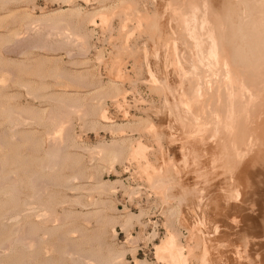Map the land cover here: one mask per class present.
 <instances>
[{"label":"rangeland","instance_id":"obj_1","mask_svg":"<svg viewBox=\"0 0 264 264\" xmlns=\"http://www.w3.org/2000/svg\"><path fill=\"white\" fill-rule=\"evenodd\" d=\"M68 1L0 0V264H264V0Z\"/></svg>","mask_w":264,"mask_h":264},{"label":"bare ground","instance_id":"obj_2","mask_svg":"<svg viewBox=\"0 0 264 264\" xmlns=\"http://www.w3.org/2000/svg\"><path fill=\"white\" fill-rule=\"evenodd\" d=\"M67 1H68V0H67ZM69 1H70V0H69ZM69 1H68V2H69ZM180 2H181V1H180ZM259 2H261V1H259ZM246 3H247V2H246ZM207 4H208V3H207ZM185 5H186V4H185ZM198 5H199V4H198ZM246 5H247V4H246ZM186 6H187V5H186ZM204 6H205V5H204ZM66 7H67V5H66ZM103 8H104V7H100V8L95 9V10L93 11L92 15H96V14L98 15V14H99L100 16H102ZM168 8H169V6H168ZM170 8H171V7H170ZM207 8H208V7H207ZM260 8H261V7H260ZM180 9H181V8H180ZM188 9H189V8H188ZM197 9H198V8H197ZM204 10H205V9H204ZM246 10H247V9H246ZM72 11H78V8H77V9H73V7L68 6V8H66V9H65V8L60 9L59 13L72 12ZM201 11H202V10H201ZM174 12H175V11H174ZM185 12H186V11H185ZM190 12H191V11H190ZM190 12H189V13H190ZM207 12H208V11H207ZM209 13H210V12H209ZM198 14H199V13H198ZM182 15H183V14H182ZM187 15H189V14H187ZM193 15H194V14H193ZM189 16H190V15H189ZM191 16H192V15H191ZM208 16H209V15H208ZM192 17H193V16H192ZM194 17H195V16H194ZM241 17H242V16H241ZM71 18H72V17H71ZM173 18H174V17H173ZM185 18H187V17H185ZM197 18H198V16H197ZM46 19H47V18H46ZM182 19H183V17H182ZM182 19H181V20H182ZM191 19H192V18H191ZM193 19H194V18H193ZM241 19H243V18H241ZM246 19H247V18H246ZM184 20H185V19H184ZM172 21H173V20H172ZM182 21H183V20H182ZM225 21H226V20H225ZM225 21H224V22H225ZM185 22H186V21H185ZM185 22H184V23H185ZM187 22H188V20H187ZM190 22H191V21H190ZM202 22H203V21H202ZM219 22H221V21L219 20ZM191 23H192V22H191ZM194 23H195V22H194ZM226 23H227V22H226ZM259 23H260V22H259ZM181 24H182V23H181ZM186 24H188V23H186ZM186 24H185L184 26H186ZM219 24H220V23H219ZM224 24H225V23H224ZM224 24H223V25H224ZM245 24H246V23H245ZM245 24H244V25H245ZM253 24H254V22H253ZM256 24H257V23H256ZM190 25H193V24H190ZM202 25H204V24H202ZM240 25H241V24H240ZM181 26H182V25H181ZM187 26H188V25H187ZM199 26H200V25H199ZM260 26H261V25H260ZM189 27L192 28V26H189ZM193 27H194V25H193ZM219 27H220V26H219ZM258 27H259V26H258ZM197 28H198V27H197ZM215 28H216V27H215ZM245 28H246V27H245ZM248 28H249V27H248ZM178 29H179V28H178ZM188 29H189V28H188ZM202 29H203V28H202ZM256 29H257V28H256ZM258 29H259V28H258ZM261 29H262V28H261ZM263 29H264V28H263ZM186 30H187V29H186ZM203 30H204V29H203ZM210 30H211V29H210ZM249 30H250V29H249ZM190 31H191V30H189V32H190ZM193 31H194V30H193ZM244 31H245V30H244ZM257 31H258V30H257ZM198 32H199V31H198ZM203 32H205V31H203ZM248 32H249V31H248ZM261 32H262V31H261ZM72 33H73V32H72ZM74 33H75V32H74ZM219 33H220V32H219ZM240 33H241V32H240ZM184 34H185V33H184ZM187 34H188V33H187ZM197 34H198V33H197ZM228 34H229V33H228ZM247 34H248V33H247ZM261 34H262V33H261ZM192 35H193V34H192ZM204 35H205V34H204ZM184 36H185V35H184ZM198 36H199V35H198ZM208 36H209V35H208ZM229 36H230V35H229ZM248 36H249V35H248ZM248 36H247V37H248ZM252 36H253V35H252ZM245 37H246V35H245ZM83 38H84V36H83ZM83 38H82V39H83ZM193 38H194V37H193ZM261 38H262V36H261ZM220 39H221V38H220ZM220 39H218V41H220ZM244 39H245V38H244ZM249 39H250V38H249ZM249 39H248V40H249ZM263 39H264V38H263ZM196 40H197V39H196ZM196 40H195V41H196ZM216 40H217V39H216ZM259 40H260V39H259ZM246 41H247V40H246ZM172 42H173V41H172ZM209 42H210V40H209ZM221 42H223V41L221 40ZM254 42H255V41H254ZM261 42H262V41H261ZM261 42H260V43H261ZM85 43H86V42H85ZM212 43H213V42H212ZM227 43H228V42H227ZM251 43H253V41H252ZM186 44H187V43H186ZM194 45H195V44H194ZM208 45H209V44H208ZM245 45H246V44H245ZM212 46H213V45H212ZM220 46H222V45L220 44ZM203 47H204V46H203ZM258 47H259V46H258ZM260 47H261V46H260ZM260 47H259V48H260ZM262 47H263V46H262ZM207 48H208V47H207ZM213 48H214V47H213ZM256 48H257V47H256ZM215 49H216V48H215ZM261 49H263V48H261ZM194 50H195V49H194ZM219 50H220V49H219ZM219 50H218V52H221V51H222V50H220V51H219ZM225 50H226V49H225ZM165 51H166V50H165ZM257 51H258V50H257ZM181 52H182V51H181ZM207 52H208V51H207ZM223 52H224V51H223ZM260 52H261V51H260ZM165 53H166V52H165ZM234 53H235V52H234ZM170 54H171V53H170ZM200 54H201V53H200ZM213 54H214V53H213ZM215 54H217V53H215ZM220 54H221V53H220ZM225 54H226V53H225ZM256 54H258V53L256 52ZM214 56H215V55H214ZM220 56H221V55H220ZM261 56H262V55H261ZM263 56H264V55H263ZM176 57H177V56H176ZM198 57H199V56H198ZM205 57H206V56H205ZM215 57H216V56H215ZM224 57H226V59H227V56H226V55H225ZM224 57H223V58H224ZM238 57H239V56H238ZM250 58H251V57H250ZM258 58H259V57H258ZM202 59H203V58H202ZM224 59H225V58H224ZM242 59H243V58H242ZM259 59H261V58H259ZM213 60H214V59H213ZM240 60H241V59H240ZM173 61H174V60H173ZM223 61H224V60H223ZM228 61H229V60H228ZM261 61H262V60H261ZM263 61H264V60H263ZM208 62H209V61H208ZM213 62H214V61H213ZM218 62H219V61H218ZM220 62H221V61H220ZM256 62H258V61H256ZM177 63H178V62H177ZM224 63H225V62H224ZM211 64H212V63H211ZM211 64H210V65H211ZM226 64H227V63H226ZM254 64H255V62H254ZM257 64H258V63H257ZM227 66H228V65H227ZM229 66H230V65H229ZM249 66H250V65H249ZM254 66H255V65H254ZM260 66H261V65H260ZM210 67H211V66H210ZM257 67H258V66H257ZM180 68H181V67H180ZM205 68H206V67H205ZM223 68H224V67H223ZM227 68H228V67H227ZM227 68H226V69H227ZM255 68H256V67H255ZM1 69H2V68H1ZM217 69H219V67H218ZM226 69H225V70H226ZM243 69H244V68H243ZM187 70H188V69H187ZM230 70H231V69H230ZM181 71H182V70H181ZM206 71H207V70H206ZM215 71H216V70H215ZM232 71H233V70H232ZM232 71H231V72H232ZM249 71H250V70H249ZM182 72H183V71H182ZM197 72H198V71H197ZM228 72H229V71H228ZM228 72H227V73H228ZM235 72H236V71H235ZM251 72H252V71H251ZM201 73H202V72H201ZM222 73H223V72H222ZM227 73H226V75H227ZM232 73H234V72H232ZM238 73H239V72H238ZM248 73H249V72H248ZM242 74H243V73H242ZM186 75H187V74H186ZM228 75H229V73H228ZM239 75L241 76V74H239ZM150 76H151V75H150ZM188 76H189V75H188ZM219 76H220V75H219ZM233 76H234V74H233ZM225 77H226V76H225ZM215 78H216V77H215ZM227 78H228V77H227ZM234 78H235V77H234ZM238 78H239V77H238ZM252 78H253V77H252ZM252 78H251V80H252ZM254 78H255V77H254ZM258 78H259V77H258ZM239 79L241 80V78H239ZM249 79H250V78H249ZM255 79H256V78H255ZM153 80H154V79H153ZM155 80H156V79H155ZM229 80H230V79H228V81H229ZM236 80H237V79H236ZM257 80H258V79H257ZM242 81H243V80H242ZM263 81H264V80H263ZM248 82H249V81H248ZM252 82H253V81H252ZM255 82H256V81H255ZM188 84H189V83H188ZM202 84H203V83H202ZM243 84H245V83L243 82ZM247 84H248V83H247ZM252 84H253V83H252ZM181 85H182V84H181ZM240 85H241V83H240ZM116 86H117V85H114V87H116ZM225 86H226V85H225ZM228 86H229V85H228ZM231 86H233V85H231ZM234 86H235V84H234ZM247 86H248V85H247ZM250 86H251V82H250ZM258 86H259V85H258ZM199 87H200V86H199ZM235 87H236V86H235ZM248 87H249V86H248ZM261 87H262V86H261ZM261 87H260V88H261ZM196 88H197V87H196ZM238 88H240V87L238 86ZM252 88H254V87H252ZM256 88H257V87H256ZM260 88H259V89H260ZM190 89H191V88H190ZM254 89H255V88H254ZM262 89H264V88H262ZM224 90H225V89H224ZM238 90H239V89H238ZM251 90H252V89H251ZM257 90H258V89H257ZM260 90H261V89H260ZM197 91H198V90H197ZM219 91H220V90H219ZM225 91H226V93H227V90H225ZM236 92H237V91H236ZM238 92H239V91H238ZM244 92H245V91H244ZM255 92H256V91H255ZM255 92H254V93H255ZM194 93H195V92H194ZM226 93H225V95H224L225 97H226V95H227ZM246 93H247V92H246ZM249 93H250V92H249ZM260 93H261V92H260ZM197 94H198V93H197ZM199 94H200V93H199ZM244 94H245V93H244ZM250 94H252V93H250ZM255 94H256V93H255ZM255 94H254V95H255ZM195 95H196V94H195ZM245 95H246V94H245ZM260 95H261V94H260ZM260 95H258V96H260ZM193 96H194V95H193ZM196 96H197V95H196ZM203 96H204V95H203ZM255 96L258 97L257 95H255ZM263 96H264V95H263ZM263 96H262V97H263ZM246 97H247V96H246ZM196 98H197V97H196ZM237 98H238V97H237ZM237 98H235V101H238V102H239V99L237 100ZM219 99H220V98H219ZM241 99H242V98H241ZM245 99H246V98H245ZM248 99H249V98H248ZM248 99L246 100V102L248 101ZM259 99H260V98H259ZM261 99H262V98H261ZM179 100H180V99H179ZM224 100H226V99H224ZM251 100H252V99H251ZM257 100H258V99H257ZM262 100H263V99H262ZM207 101H208V100H207ZM232 101H233V100H232ZM259 101H260V100H259ZM177 102H178V101H177ZM195 102H196V101H195ZM238 102H235V104L237 105ZM243 102H245V101L243 100ZM243 102H242V103H243ZM197 103H198V102H197ZM205 103H206V102H205ZM224 103H225V102H224ZM226 103H228V102H226ZM229 103H230V102H229ZM249 103H250V102H249ZM232 104H233V103H232ZM235 104H234V105H235ZM258 104H260V103H258ZM225 105H226V104H225ZM225 105H224V108H225ZM245 105H246V104H245ZM252 106H253V104H252ZM254 106H255V105H254ZM259 106H261V105H259ZM68 107H69V106H68ZM226 107H227V106H226ZM232 107H233V105L231 106V109H234V108H232ZM235 107L238 108V106H235ZM237 108H236V109H237ZM248 108H249V106H248ZM257 108H258V107H257ZM1 109H2V108H1ZM218 109H219V108H218ZM225 109H226V108H225ZM227 109H228V108H227ZM227 109H226V110H227ZM236 109H235V110H236ZM259 109H260V108H259ZM263 109H264V108H263ZM240 110H241V109H239V111H240ZM242 110H243V109H242ZM245 110H246V109H245ZM248 110H250V109H247V111H245V113H247ZM9 111H11V110L9 109L8 112H9ZM206 111H208V110H206ZM212 111H213V110H212ZM219 111H220V110H219ZM228 111H229V110H228ZM188 112H189V111H188ZM220 112H221V111H220ZM225 112H226V111H225ZM3 113H4V111H3ZM16 113H18V112H16ZM192 113H193V112H192ZM208 113H209V112H208ZM213 113H214V112H213ZM227 113H228V112H227ZM239 113H240V112H239ZM239 113H238V115H239ZM10 114H11V113H10ZM19 114H20V113H19ZM223 114H224V113H223ZM223 114H221V115H223ZM242 114H243V113H242ZM182 115H183V114H182ZM186 115H187V114H186ZM192 115H193V114H192ZM215 115H216V113H215ZM13 116H14V115H13ZM189 116H190V115H189ZM208 116H209V115H208ZM229 116H230V114H229ZM6 117H7V116H6ZM9 117H10V115H9ZM17 117H18V116H16V118H14V119H17ZM212 117H214V115H213ZM231 117H232V116H231ZM240 117H241V116H240ZM7 118H8V117H7ZM20 118H21V117H20ZM23 118H24V116H23ZM183 118H184V117H183ZM233 118H234V117H233ZM12 119H13V117H12ZM14 119H13V120H14ZM26 119H27V118H26ZM59 119H60V118H59ZM189 119H190V118H189ZM215 119H216V118H215ZM222 119H224V118H222ZM225 119H226V117H225ZM230 119H231V118H230ZM240 119H241V118H240ZM240 119H239V120H240ZM7 120H8V119H7ZM10 120H11V119H10ZM191 120H192V119H191ZM193 120H194V119H193ZM8 121H9V120H8ZM24 121H25V120H24ZM24 121H23V123H24ZM201 121H202V120H201ZM215 121H216V120H215ZM15 122H16V121H15ZM59 122H60V121H59ZM181 122H182V121H181ZM187 122H188V121H187ZM196 122H197V121H196ZM213 122H214V121H213ZM230 122H231V121H230ZM10 123H12V122L10 121ZM190 123H191V122H190ZM194 123H195V122H194ZM224 123H225V122H224ZM18 124H19V123H18ZM113 124H114V123H113ZM214 124H215V123H214ZM214 124H213V125H214ZM220 124H221V123H220ZM238 124H239V123H238ZM13 125H14V124H13ZM137 125H138V124H137ZM143 125H144V124H143ZM146 125H147V123H146ZM216 125H217V124H215V126H214V129H215V130H216ZM225 125H226V124H225ZM241 125H242V123H241ZM58 126H59V125H58ZM192 126H193V125H192ZM198 126H199V125H198ZM218 126H219V125H218ZM220 126H221V125H220ZM222 126H223V125H222ZM14 127H15V126H14ZM14 127H13V128H14ZM17 127H18V126H17ZM19 127H20V126H19ZM203 127H204V126H203ZM212 127H213V126H212ZM54 128H55V127H54ZM192 128H193V127H192ZM194 128H195V127H194ZM197 128H198V127H197ZM218 128H219V127H217V130H218ZM224 128H225V127H224ZM237 128H238V127H237ZM242 128H244V127H242ZM247 128H248V127H247ZM220 129H221V128H220ZM240 129H241V128H240ZM13 130H14V129H13ZM223 130H224V129H223ZM9 131H10V130H9ZM120 131H121V130H120ZM204 131H206V130H204ZM245 131H246V128H245ZM245 131H244V132H245ZM11 132H13V131H11ZM220 132H221V131H220ZM225 132H226V130H225ZM225 132H224V133H225ZM238 132H239V131H238ZM238 132H237V133H238ZM214 133H215V132H214ZM216 133H217V132H216ZM216 133H215V135H216ZM224 133H222V135H224ZM241 133H242V132H241ZM217 134H219V133H217ZM3 135H4V134H3ZM228 135H229V134H228ZM11 136L14 137V135H11ZM224 136H226V133H225ZM227 137H228V136H226V138H227ZM132 138H133V137H132ZM223 138H224V137H223ZM55 139H56V138H55ZM11 140H12V139H11ZM128 140H129V139H128ZM0 141H1V140H0ZM129 141H130V140H129ZM226 141H227V140H226ZM53 142H54V141H53ZM227 142H228V141H227ZM1 143H2V142H1ZM1 143H0V144H1ZM57 143H58V142H57ZM62 143H63V142H62ZM71 143H72V142H71ZM133 143H134V142H133ZM197 143H198V142H197ZM225 143H226V142L223 143V146H224ZM58 144H60V143H58ZM63 144H64V143H63ZM228 145H229V143H228ZM52 146H54V145H52ZM62 146H63V145H62ZM62 146H61V147H62ZM130 146H131V145H130ZM229 146H230V145H229ZM44 147H45V146H44ZM56 147H57V146H55V148H56ZM224 147H227V146H224ZM58 148H59V147H58ZM52 149H53V148H52ZM52 149L49 151V152H51V154L54 153V152L52 153ZM132 149H133V148H132ZM222 149H223V148H222ZM230 149H231V148H230ZM230 149H227V150H229V152H230ZM53 150H55V149H53ZM56 150H57V148H56ZM224 150H225V149H224ZM44 151H45V150H44ZM58 151L60 152V150H58ZM61 151H62V150H61ZM114 151H115V150H114ZM246 151H247V150H246ZM49 152H48V153H49ZM110 152H111V151H110ZM137 153H138V152H137ZM227 153H228V152H227ZM230 153H231V152H230ZM49 154H50V153H49ZM51 154H50V155H51ZM111 154H113V153H111ZM114 154H115V153H114ZM46 155H47V154H46ZM57 155H58V154H56V156H57ZM230 155H231V154H230ZM53 156H54V155H53ZM228 156H229V155H228ZM46 157L48 158V156H46ZM54 157H55V156H54ZM230 157H231V156H229V158H230ZM49 158L52 159V156L49 157ZM55 158H56V157H55ZM55 158H53V159H55ZM57 158H58V157H57ZM57 158H56V159H57ZM119 158H120V157H119ZM5 159H6V158H5ZM51 159H48V160H51ZM48 160H47V161H48ZM47 161H46V162H47ZM53 161H54V160H53ZM58 161H59V160H58ZM110 161H111V160H110ZM54 162H55V161H54ZM228 162H229V161H228ZM262 162H263V161H262ZM42 163H43V162H42ZM44 163H45V161H44ZM47 163H48V162H47ZM49 163H50V161H49ZM55 163H57V162H55ZM55 163H54V164H55ZM45 164H46V163H45ZM57 164H58V163H57ZM48 165H50V164H48ZM43 166H44V165H43ZM43 166H42V167H43ZM50 166H51V165H50ZM40 167H41V166H40ZM40 167H39V168H40ZM44 167H45V166H44ZM49 168H50V167H49ZM66 168H68V166H66ZM52 169H53V168H52ZM52 169H51V170H52ZM40 170H41V169H40ZM42 170H43V169H42ZM53 170H54V169H53ZM48 171H49V169H48ZM27 172H28V171H27ZM19 173H20V172H19ZM34 174H35V173H34ZM164 175H165V174H164ZM76 176H77V175H76ZM10 177H11V176H10ZM5 178H6V177H5ZM35 178H36V177H35ZM69 178H70V177H69ZM71 178H72V177H71ZM75 178H76V177H75ZM7 179H8V178H7ZM31 179H33V178H31ZM76 179H77V178H76ZM158 179H160V178H158ZM161 179H162V178H161ZM8 180H10V179H8ZM8 180H6V181H8ZM65 180H66V179H65ZM68 180H69V179L67 178V181H68ZM78 180H79V179H78ZM167 180H168V179H167ZM1 181H3L2 178H1ZM1 181H0V187H3V184H4V186H5V185L7 186V184L4 183V182H5V179H4V182H1ZM14 181H15V180H14ZM28 181H29V180H28ZM28 181H27V182H28ZM32 181L35 182L36 180L34 179V180H32ZM42 181H44V180H42ZM70 181H71V180H70ZM155 181H156V180H155ZM161 181H163V179H162ZM11 182H12V181H11ZM157 182H158V181H157ZM166 182H167V181H166ZM169 182H170V181H169ZM2 183H3V184H2ZM28 183H29V182H28ZM32 183H33V182H32ZM32 183H31V181H30V184H32ZM37 183H38V182L36 181V183H35L36 186H38ZM45 183H46V182H45ZM65 183H66V181H65ZM70 183H71V182H70ZM154 183H155V182H154ZM15 184H16V183H15ZM38 184H40V182H39ZM46 184H47V183H46ZM48 184H49V183H48ZM161 184H162V182H161ZM161 184H159V186H160ZM28 185H29V184H28ZM49 185H50V184H49ZM97 185H98V184H97ZM157 185H158V184H157ZM8 186H9V185H8ZM32 186H33L32 191L34 190V192H32L33 195H29V196H31V197H30V199H27V200L25 201L26 203H25L24 205H27V206H28L29 203L32 202V204H33V202H35V201L37 202V201H39V199L42 198V196H41V198H40V196H39V193H40L39 190H40V189H39V190H38V189H35V188H34V186H35L34 184H32V185L30 186V188H31ZM36 186H35V187H36ZM39 186H40V185H39ZM39 186H38V187H39ZM63 186L65 187V185H63ZM67 186H68V185H67ZM70 186H71V185H70ZM162 186H163V185H162ZM162 186H161V187H162ZM165 186H166V185H165ZM11 187H12V186H11ZM3 188H4V187H3ZM3 188H0V192H1V190H2ZM5 188H6V187H5ZM5 188H4V189H5ZM159 188H160V187H159ZM12 190H13V189H12ZM70 190H71V189H70ZM81 191H82V190H81ZM167 191H168V190H167ZM236 192H237V190H236ZM8 193H9V192H8ZM13 193L15 194L14 191H13ZM17 193H18V192H17ZM17 193H16V194H17ZM10 194H11V196L14 195V194H12V192H10ZM10 194H9V195H10ZM16 194H15V195H16ZM49 194H51V193H49ZM53 194H54V193H53ZM236 194H237V193H236ZM236 194H235V195H236ZM5 195H7V194H5ZM19 195H20V194H19ZM46 196H47V195H46ZM48 196H49V195H48ZM65 196H66V195H65ZM237 196H238V195H237ZM14 197H15V196H14ZM14 197L12 196V198H14ZM50 197H51V196H50ZM52 197H53V196H52ZM4 198H5V197H4ZM236 198H238V197H236ZM16 199H17V198H16ZM74 199H75V198H74ZM16 201H17V200H16ZM40 201H41V200H40ZM42 201H43V200H42ZM68 201H69V200H68ZM36 202H35V204H38V203H36ZM52 202H53V201H52ZM76 202H77V201H76ZM78 202H79V201H78ZM78 202H77V203H78ZM23 203H24V202H23ZM23 203H22V204H23ZM77 203H76V204H77ZM40 204H41V203H39V205H40ZM47 204H48V203H47ZM45 205H46V203H45ZM45 205H44V206H45ZM61 205H62V204H61ZM41 206H42V205H41ZM41 206H40V207H41ZM7 207H8V205H7ZM23 207H25V206H23ZM28 207H29V206H28ZM43 209H44V208H43ZM34 210H35V209H34ZM29 211H30V209H29ZM31 211H33V210H31ZM46 211H47V210H46ZM48 212H49V211H48ZM28 213H29V212H28ZM35 213H36V212H35ZM22 214H24V213H22ZM30 214H31V213H30ZM33 214H34V212H33ZM51 214H52V213H51ZM91 214H92V213H91ZM42 215H45V213H43ZM49 215H50V214H49ZM4 216H6V215L4 214ZM18 216H19V215H18ZM28 216H29V214H28ZM37 216H38V215H37ZM39 216H40V215H39ZM39 216H38V217H39ZM47 216H48V214H47ZM58 216H59V215H58ZM126 216H127V215H126ZM44 217L47 218L46 215H45ZM59 217H61V216H59ZM127 217H128V216H127ZM14 218H15V217H14ZM36 218H37V217H36ZM41 218H42V217H41ZM48 218H49L50 220L52 219V217L50 218L49 216H48ZM48 218H47L46 220H48ZM71 218H72V217H71ZM128 218H129V217H128ZM128 218H126V221H127ZM60 219H61V218H60ZM73 219H74V218H73ZM124 219H125V218H124ZM129 219H131V217H130ZM38 220H39V219H38ZM52 220H53V219H52ZM57 221H58V217H57ZM84 221H85V220H84ZM126 221H125V223H126ZM15 222H16V221H15ZM39 222H40V221H39ZM43 222H44V221H43ZM46 222H47V221H46ZM105 222H106V221H105ZM128 222H129V221H128ZM18 223H19V222H18ZM18 223H17V225H18ZM40 223H41V222H40ZM49 224H50V222H49ZM126 224H127V223H126ZM17 225H16V226H17ZM44 225H46V224H44ZM124 225H125V224H124ZM2 226H3V225H2ZM58 226H60V225H58ZM5 227H6V226H5ZM17 227H18V226H17ZM69 227H70V226H69ZM69 227H68V228H69ZM24 228H25V227H24ZM26 228H27V227H26ZM75 228L78 229L79 227H75ZM13 229H14V228H12V230H13ZM37 229H38V228H37ZM37 229L32 228V230L30 231L31 234H32V236H31V237H32V239H31L32 241H30L29 243L26 242L27 245H28V244L30 245V243H33V244H36V245H37L39 242L42 243V244H43V243L45 244L44 241L41 242L42 238H39V235H38V233L36 232ZM54 229H55V228H54ZM12 230H11V231H12ZM25 230H26V229H25ZM27 230H30V228L27 229ZM47 230H48V229H47ZM51 230H52V228H51ZM65 230H66V229H64V232L66 233ZM75 230H76V229H75ZM13 231H14V230H13ZM15 231H16V230H15ZM23 231H24V230H23ZM41 231H42V230H41ZM52 231H53V230H52ZM67 231H68V229H67ZM72 231H73V229L71 230V233H72ZM30 232H29V233H30ZM73 232H74V231H73ZM75 232H76V231H75ZM77 232H78V230H77ZM77 232H76V233H77ZM79 232H80V230H79ZM81 232H82V231H81ZM81 232H80V233H81ZM83 232H84V231H83ZM83 232H82V234H83ZM27 233H28V232H27ZM48 233H49V232H48ZM57 233H58V232H57ZM67 233H68V232H67ZM170 233H171V232H170ZM172 233H173V232H172ZM14 234H16V233H14ZM17 234H18V231H17ZM36 234H37V235H36ZM39 234H40V233H39ZM173 234H174V233H173ZM19 235H20V233H19ZM33 235H35V236H33ZM45 235H46V234H45ZM68 235H69V234H68ZM70 235H71V234H70ZM78 235H79V234H78ZM12 236H13V235H12ZM24 236H25V235H24ZM29 236H30V235H29ZM37 236H38V237H37ZM43 236H44V235H43ZM169 236H170V235H169ZM172 236H173V235H172ZM26 237H27V236H26ZM64 237H67V236H64ZM166 237H167V236H166ZM173 237H175V235H174ZM19 238H20V237H19ZM37 238H39V239H37ZM59 238H60V237H59ZM62 238H63V237H62ZM81 238H82V237H81ZM83 238H85V237H83ZM83 238H82V239H83ZM168 238H169V239H167V238L164 239V241H165V240H166V241H165L164 243L162 242V243H163L162 246L159 247V248H157L156 251H157V252L160 251V253H159L160 255H161V251H162V253L165 251V253H167V254H166V257L164 256V257H162V258H164V259L167 258V259H168V260H167L168 263H172V264H173V263H174V264H183V261H184L186 258L184 259L185 256L182 254V251H181L182 248L180 247V245H179V243H178L179 241L177 242V241H176L177 239L175 240L176 237H175V238H171V236H170V237H168ZM170 238H171V239H170ZM9 239H10V238H9ZM26 239H27V238H26ZM40 239H41V240H40ZM43 239H44V237H43ZM65 239H66V238H64L63 240H65ZM67 239L69 240V238H67ZM67 239H66V240H67ZM72 239H73V238H72ZM173 239H174V240H173ZM12 240H13V239H12ZM29 240H30V239H29ZM56 240H57V239H56ZM60 240H61V239H60ZM66 240H65V241H66ZM75 240H76V239H75ZM27 241H28V240H27ZM33 241H35V243H34ZM65 241H64V242H65ZM14 242H15V241H14ZM21 242H22V241H21ZM64 242H63V243H64ZM66 242H69V241H66ZM71 242L74 243L75 241H71ZM26 243H25V244H26ZM40 243H39V244H40ZM75 243H77V241H76ZM2 244H3V243H2ZM5 244H6V242H5ZM33 244H32V245H33ZM66 244H67V245H70V242H69V243H66ZM177 244H178V245H177ZM6 245H7V244H6ZM46 245H47V244H46ZM76 245H77V244H76ZM76 245L74 244V245H72V246H76ZM79 245H80V244H79ZM79 245H77V246H79ZM3 246H4V245H3ZM17 246H18V245H17ZM24 246H25V245H23V248H24ZM53 246H54V245H53ZM159 246H160V245H159ZM7 247H8V246H7ZM33 247H34V246H33ZM55 247H56V246H55ZM66 247H67V246H66ZM80 247H81V246H80ZM156 247H158V246H156ZM0 248H1V247H0ZM10 248H11V247H10ZM23 248H22V249H23ZM180 248H181V249H180ZM25 249H26V247H25ZM25 249H24V250H25ZM31 249H32V248H31ZM34 249H35V248H34ZM51 249H52V248H51ZM55 249H56V248H55ZM7 250H8V249H7ZM17 250H18V249H17ZM32 250H33V249H32ZM64 250H65V249H64ZM64 250H63V251H64ZM82 250H83V249H82ZM82 250H81V251H82ZM1 251H2V250H1ZM25 251H27V250H25ZM29 251H30V249H29ZM34 251H35V250H34ZM51 251H53V250H51ZM60 251H61V250H59V252H60ZM76 251H77V250H76ZM30 252H32V251H30ZM30 252H29V253H30ZM56 252H57V250H56ZM70 252H71V250H70ZM72 252H73V251H72ZM79 252H80V249H79V251H78L77 253H79ZM1 253H2V252H1ZM26 253H27V252H26ZM39 253H40V252H39ZM60 253H61V252H60ZM63 253L66 254V252H62V256H63ZM75 253H76V252H75ZM82 253H84V252H82ZM32 254L34 255L35 253L32 252L31 255H32ZM67 254H69V253H67ZM72 254H73V253H72ZM93 254H94V253H93ZM36 255H37V254H36ZM60 255H61V254H60ZM69 255H70V254H69ZM77 255H78V254H77ZM77 255H75V256H77ZM79 255H80V254H79ZM79 255H78V257H77L78 259L81 257V256H79ZM81 255L83 256L84 254H81ZM37 256H38V255H37ZM37 256H36V257H37ZM39 256H40V255H39ZM62 256H61V257H62ZM70 256H71V255H70ZM85 256H86V255H85ZM87 256L89 257V256H91V254H89V255H87ZM87 256H86V257H87ZM27 257H28V256H26V258H27ZM29 257H31V256H29ZM29 257H28V258H29ZM34 257H35V255H34ZM63 257H64V256H63ZM114 257H115V256H112L113 259H115ZM28 258H27L26 260L29 261ZM32 258H33V257H31L30 259H32ZM75 258H76V257H75ZM75 258H74V259H75ZM77 258H76V260H77ZM81 258H82V257H81ZM89 258H92V256L89 257ZM83 259H84V260H85V259L87 260V258H85V257H83ZM83 259H82V260H83ZM121 259H122V258H121ZM22 260H23V259H22ZM22 260H21V261H22ZM76 260H75V261H76ZM82 260L80 261V259H79L78 263H80V262L82 263V262H83ZM96 260H97V259H96ZM109 260H112V259L109 257L106 261H109ZM115 260H116V259H115ZM118 260H119V259H118ZM88 261H89V260H88ZM92 261H93V260H92ZM92 261H91V262H92ZM94 261H95V260H94ZM113 261H114V260H113ZM113 261H112V262H113ZM22 262H23V261H22ZM47 262H49V260H48ZM61 262H62V261H61ZM73 262H74V261H73ZM85 262H86V261H84V263H85ZM100 262H105V261H100ZM116 262H117V261H116ZM184 262H185V261H184ZM203 262H204V261H203ZM0 263H1V262H0ZM39 263H41V262H39ZM42 263H43V262H42ZM54 263H55V262H54ZM54 263H53V264H54ZM93 263H94V262H93ZM93 263H88V262H86L85 264H93ZM95 263H96V262H95ZM110 263H111V262H110ZM142 263H143V262H142ZM45 264H48V263L45 262ZM50 264H51V263H50ZM55 264H56V263H55ZM82 264H83V263H82ZM96 264H97V263H96ZM107 264H108V263H107ZM184 264H185V263H184Z\"/></svg>","mask_w":264,"mask_h":264}]
</instances>
